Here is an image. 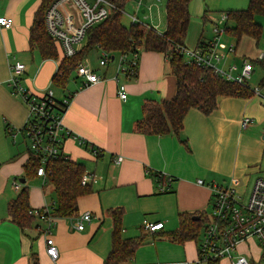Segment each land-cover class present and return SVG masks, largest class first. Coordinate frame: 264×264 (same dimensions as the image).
<instances>
[{
	"label": "crops",
	"instance_id": "1",
	"mask_svg": "<svg viewBox=\"0 0 264 264\" xmlns=\"http://www.w3.org/2000/svg\"><path fill=\"white\" fill-rule=\"evenodd\" d=\"M141 1L140 6L148 10L144 17L152 16L159 24L162 0ZM40 2L0 0V14L13 18L11 27L0 26V264H103L111 248L113 222L110 210L115 208L123 210V237L144 235L134 256L123 264H187L194 261L200 237L181 242L173 236L180 213L208 210L211 191L197 179L222 183L235 179L242 189L250 188L257 177L264 176L260 165L264 158V140L256 136L257 129V133L264 129L260 97L220 95L217 107L208 114L191 108L183 118V128L178 135L139 132L135 125L142 116V103L147 99L170 98L175 92V77L167 58L160 52L141 49L136 76L124 80L117 74L120 54H112L113 57L101 65L97 59L99 51L93 49L91 57L93 55L94 60L87 56L84 61L102 76L101 80L80 87L81 78L73 72L64 88L56 87L52 77L58 60L42 58L38 50L29 45V28ZM131 2L136 6L137 0ZM247 4L248 0L192 1L189 11L195 20H189L185 37L189 44L184 43L185 46L193 42L195 47L204 32L205 22L226 10L223 8H244ZM69 12L76 14L77 9L71 6ZM200 16L204 20L201 25ZM258 22L262 24L260 18ZM234 43L235 53L224 62L225 66L236 57L239 42ZM15 61L25 64L20 82L31 94L42 95L48 88L53 89L57 98L72 93L62 114L64 126L74 136L88 140L101 150L100 156H94L75 137L64 140V152L72 159L82 161L85 171L94 172L99 178L91 184V192L78 198L77 215L86 211L91 213L90 221L82 230L73 228L70 218L56 216L52 228L59 250L56 259L46 253L44 235L33 227L35 220L31 227L21 229L11 222L7 211L8 203L18 193L12 186L14 179L21 185H28L31 208L56 203L51 184L43 182L39 176L31 180L24 178L23 164L28 158V150L23 127L29 110L10 90L9 65ZM116 76L125 82L126 100L117 94ZM245 115L253 120L242 127L241 119ZM182 139L186 140V145ZM117 155L122 156L118 163L113 160ZM157 171L172 177L167 191L158 190L153 177ZM143 220L162 221L163 227L152 231L144 229ZM218 264H222L221 260Z\"/></svg>",
	"mask_w": 264,
	"mask_h": 264
},
{
	"label": "built area",
	"instance_id": "2",
	"mask_svg": "<svg viewBox=\"0 0 264 264\" xmlns=\"http://www.w3.org/2000/svg\"><path fill=\"white\" fill-rule=\"evenodd\" d=\"M141 4L142 1L137 0L136 6L139 7ZM71 6L77 9L76 14L69 12ZM113 7L114 5L109 0H53L44 14L45 28L59 42L62 54L71 56L78 49L77 45L85 36L87 28L104 20ZM147 8L149 9L150 6L148 5ZM129 17L131 22H141L136 12L129 14ZM226 20V12H220L218 19L212 22V34L205 37L203 47L180 46L179 51L184 54L186 61L194 62L202 67H211L214 72L227 80L247 84V79L254 68L252 62L243 60L240 66L234 62L224 65L236 49L233 41L222 39L226 36ZM75 22L77 23L73 25ZM12 23V17L0 14L1 27L9 28ZM140 50L141 47L137 46L134 50L119 55L117 74H120L124 80L136 76ZM109 56V53L101 51L99 63L104 65ZM257 58L264 59V52H258ZM9 67L10 90L12 94L19 96L25 102L29 110L23 130L29 149L40 157L41 165L38 166L36 173L43 182H45L46 175L45 163L52 158L67 154L63 150V143L69 136L75 137L79 144L89 149L94 156L100 154L101 150L98 147L82 137L74 136L62 122V114L67 107L65 104L68 105L72 93H66L61 98H57L53 89L48 88L42 95H33L20 82L25 64L15 61ZM235 70H237L236 74ZM74 73L81 78L80 87L96 83L102 78L84 60L77 65ZM115 79L119 98L126 100L125 82L117 76ZM252 90L260 97L264 108V94L260 87L255 86ZM252 120L251 116H243L241 126L246 127ZM113 160L118 163L122 160V156L117 155ZM98 178L94 172L84 171L80 182L82 185L93 184ZM171 180L172 177L167 173L155 172V181L159 191H167ZM197 182L207 186L211 191V213L198 240L197 257L187 264H208L221 259H227L228 264H264V176L257 177L248 190L246 187L240 189L235 179L222 183L204 182L202 178H198ZM12 186L18 190L21 183L14 179ZM245 191L247 197L243 199L242 195ZM52 210V205H44L30 208L29 213L35 217L34 229L44 235L46 253L52 259H56L59 250L52 231L56 219ZM90 219L91 213L88 211L73 216L71 218L72 227L82 230ZM162 227V221L143 220L144 229L152 231ZM250 240H255L257 243L256 260L249 250ZM242 243L246 244L248 254L237 252Z\"/></svg>",
	"mask_w": 264,
	"mask_h": 264
},
{
	"label": "trees",
	"instance_id": "3",
	"mask_svg": "<svg viewBox=\"0 0 264 264\" xmlns=\"http://www.w3.org/2000/svg\"><path fill=\"white\" fill-rule=\"evenodd\" d=\"M52 1L41 0L34 11L29 28V45L36 48L42 58L58 60V66L52 77V83L56 87L66 86L77 65L93 49L99 51L98 60L101 51L111 56L128 53L137 46L141 49L160 52L167 58L175 77V92L170 98L147 99L142 103V116L135 125L139 132L178 135L183 128V118L189 109L195 108L208 114L217 107V97L220 95L243 98L255 95L248 83L227 80L214 72L211 67H202L194 62L186 61L184 54L179 51L180 46H185L184 39L190 19V0H166L165 27L162 32L143 22H131L130 25H125L122 22V15L128 0H109L114 5L109 15L101 22L87 28L84 44L79 46L71 56L62 54L59 42L45 28L44 14ZM225 12L227 37L234 38L238 43L241 37L249 36L258 44L264 34L263 26L258 22V16H264V0H248L246 7L232 8ZM204 39L205 35L202 32L195 47H203ZM255 61L264 66V59ZM182 142L186 145L185 139H182ZM27 150L28 158L23 164L24 178L31 180L38 176L36 171L41 162L39 155L33 153L28 145ZM45 168V182L53 186L55 193L56 203L52 213L57 217H66L71 220L78 212V198L92 190L91 184L82 185L80 182L85 166L82 161L74 160L65 154L48 160ZM153 177L155 178V173ZM28 196V185L22 184L16 197L7 205L11 222L21 229L31 227L35 220V217L29 213L31 207ZM110 213L113 222L111 248L103 264H123L134 256L136 248L144 240V235L123 237L121 234L123 210L115 208L111 209ZM194 215L200 217L193 219ZM208 221L209 215L206 211L180 213L178 228L173 237L181 242L198 239ZM208 264H218V261H211Z\"/></svg>",
	"mask_w": 264,
	"mask_h": 264
},
{
	"label": "rangeland",
	"instance_id": "4",
	"mask_svg": "<svg viewBox=\"0 0 264 264\" xmlns=\"http://www.w3.org/2000/svg\"><path fill=\"white\" fill-rule=\"evenodd\" d=\"M192 1H195V0H190L189 9L191 8ZM165 2H166V0H162V4H161L162 5V15H161V20H160L159 24H157L158 21L156 18L154 20L152 19V16L145 18L144 16L146 15V13H148V10L145 9L143 6H139V7L135 6V3L132 4L131 0H128L126 5H125V8H124L125 13H123V15H122V22L127 26L130 25L131 20H130V17L128 16L127 13L136 12L137 17L141 20V22H143L144 24H148L149 26L153 27L158 32H162L164 30V27H165ZM223 9L228 10L227 8H223ZM226 10H222V11H226ZM222 11H220V12H222ZM151 13H153V11ZM219 13H216L215 14L216 16L213 19H210V20L208 19V21L205 22L206 25L204 28V34L206 36H210L212 34V31H211L212 22L216 21V19H218ZM192 15L193 16L190 15V19H192V22H194L195 17H194V14H192ZM258 18H260V21L262 22L261 25L263 26V30H264V16H258ZM198 20L200 21V25L202 23H204V20L202 19L201 16L198 18ZM196 26L199 27V22H196ZM187 28H188V26H187ZM226 37L227 36H224V38H222V39L227 40ZM232 39H233V42H236V40L234 38H232ZM84 42H85V36L81 39V41L79 42L77 47L84 44ZM184 43L189 44L188 41L185 42V39H184ZM192 44H193V42H192ZM192 44L190 46H188V48L189 47L193 48ZM236 52H237L236 57L233 61L234 63H238V65L240 66L243 60H248V61L252 62L253 66H254L250 77L247 79L248 85L251 88H253L255 86H259L262 94H264V66H262L260 64V62L255 61L256 59H258L257 58L258 52H264V34L261 37V39L259 40L258 44H256L255 41L249 36L241 37V39L239 40V44L237 45V51ZM92 53H93V51H90L88 56H90L91 60H94V56L92 55V57H91ZM258 60H260V59H258ZM235 72H237V70H235L234 73ZM253 96H255V95H253ZM258 131L259 130L257 129L256 130V136H259L260 140H264L263 139L264 129L261 130L260 133H257ZM260 165H261V170H262L261 172L264 175V158L261 161ZM247 190H248V188H247ZM51 196H53V193H51ZM242 196H243V199H245L247 197L246 191ZM210 213H211V206L209 205L208 210H207V215H209ZM245 247H246V244H243V243L240 244L237 252H241L242 254H248L249 253L248 249ZM249 250L251 251L252 255L254 256V259L256 260L258 250H257V243L255 240H250ZM221 263L222 264H228V261H227V259H221ZM260 264H262V263H260Z\"/></svg>",
	"mask_w": 264,
	"mask_h": 264
},
{
	"label": "water",
	"instance_id": "5",
	"mask_svg": "<svg viewBox=\"0 0 264 264\" xmlns=\"http://www.w3.org/2000/svg\"><path fill=\"white\" fill-rule=\"evenodd\" d=\"M111 57H113V55H111ZM21 181H22V182H25V179L22 178ZM199 217H200L199 215H194V216H193V219H198Z\"/></svg>",
	"mask_w": 264,
	"mask_h": 264
}]
</instances>
